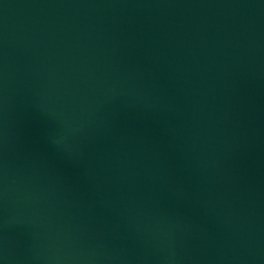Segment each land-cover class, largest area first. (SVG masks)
<instances>
[{"label":"water","instance_id":"obj_1","mask_svg":"<svg viewBox=\"0 0 264 264\" xmlns=\"http://www.w3.org/2000/svg\"><path fill=\"white\" fill-rule=\"evenodd\" d=\"M0 264H264V0H0Z\"/></svg>","mask_w":264,"mask_h":264}]
</instances>
